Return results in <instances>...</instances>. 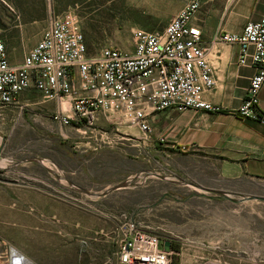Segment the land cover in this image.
<instances>
[{
  "label": "rangeland",
  "instance_id": "rangeland-1",
  "mask_svg": "<svg viewBox=\"0 0 264 264\" xmlns=\"http://www.w3.org/2000/svg\"><path fill=\"white\" fill-rule=\"evenodd\" d=\"M170 6L171 0H0V38L15 63L50 17L70 10L80 19L88 53L107 45L130 50L132 30L161 31ZM21 99L0 107V251L16 247L40 264H113L118 215L128 212L188 251L218 243L231 262L257 253L255 264H264V201L234 203L143 173L129 187L86 195L77 189L99 193L144 170L193 183L186 175L192 170L187 159L183 174L172 167L178 158L156 157L155 142L143 143L137 130L104 121L96 129L63 126L50 118L54 104L38 92ZM37 157L53 172L25 161ZM197 177L204 187L227 186ZM231 194L264 196V187Z\"/></svg>",
  "mask_w": 264,
  "mask_h": 264
},
{
  "label": "built area",
  "instance_id": "built-area-1",
  "mask_svg": "<svg viewBox=\"0 0 264 264\" xmlns=\"http://www.w3.org/2000/svg\"><path fill=\"white\" fill-rule=\"evenodd\" d=\"M202 0H188L161 31L132 30L130 50L107 45L88 53L78 15L67 10L50 17L37 42L12 63L0 38V107L21 105L26 91L52 102L50 118L63 126L96 129L101 122L135 129L149 137L157 112L174 109L218 111L202 95L215 85V75L201 38L191 23ZM213 41L239 46L238 64L254 74L236 113L264 123L259 90L264 84V8L247 21L240 34L217 33ZM26 105V104H25ZM130 138V133H123ZM115 227L113 264H255L258 255L231 262L218 243L188 251L172 238L148 230L133 213H120ZM170 248H163V241ZM241 254H248L240 251ZM0 264H40L18 248L0 251Z\"/></svg>",
  "mask_w": 264,
  "mask_h": 264
},
{
  "label": "crops",
  "instance_id": "crops-1",
  "mask_svg": "<svg viewBox=\"0 0 264 264\" xmlns=\"http://www.w3.org/2000/svg\"><path fill=\"white\" fill-rule=\"evenodd\" d=\"M187 1L171 0L168 14L173 16ZM263 8L264 0H202L191 23L201 30L215 75L214 87L202 98L220 109H166L150 118L151 132L143 143L155 142L156 157L170 154L173 162L178 158L172 167L183 174L187 159L192 171L186 175L193 183H201L197 176L212 183L222 181L227 186L214 189L231 193L249 186L264 187V123L236 113L254 69L238 64V44L213 41L219 32L240 34L244 24L257 20ZM258 96L264 115V84Z\"/></svg>",
  "mask_w": 264,
  "mask_h": 264
},
{
  "label": "water",
  "instance_id": "water-1",
  "mask_svg": "<svg viewBox=\"0 0 264 264\" xmlns=\"http://www.w3.org/2000/svg\"><path fill=\"white\" fill-rule=\"evenodd\" d=\"M3 143H4V136L1 135L0 150L2 148ZM25 161H34V162H36V163H38L40 165H43L49 172H53L51 168L46 167L44 165V161L45 160L42 159V158H38V157L37 158H31V159H26ZM140 173L144 174L143 178H147L149 176H155L156 178H158L160 180L176 182L177 184L190 185V186L194 187L195 189H199V190H202L204 192H210V193L213 194V196L220 197V198H225V199L230 200L231 202H234V203L242 202V201H245V200H253V199L264 201V196H261V195H242V194H237L238 197H233L231 192H227V191H223V190H219V189H214V188H210V187H204V186L196 184V183L184 181L183 179L179 180V181H175V180H172V179L168 178L164 174L151 172V171H148V170H144L143 172L136 173L133 176H131V177L127 178L126 180H124L123 182H120L118 184H114V185H112L110 187H107L106 189H104L103 191H101L99 193L87 191V190H84V189H81V188H78L77 190L85 193L86 195L92 196V197L105 196V195L109 194L110 192L115 191L117 189L129 187L130 183H132L133 180H135L137 178H140ZM67 182L69 184H71L69 181H67ZM135 185H137V183ZM213 196H211V197H213ZM163 248L165 250H169V248H170L169 241H167V240L163 241Z\"/></svg>",
  "mask_w": 264,
  "mask_h": 264
},
{
  "label": "trees",
  "instance_id": "trees-1",
  "mask_svg": "<svg viewBox=\"0 0 264 264\" xmlns=\"http://www.w3.org/2000/svg\"><path fill=\"white\" fill-rule=\"evenodd\" d=\"M173 264H177V262L175 261Z\"/></svg>",
  "mask_w": 264,
  "mask_h": 264
},
{
  "label": "bare ground",
  "instance_id": "bare-ground-1",
  "mask_svg": "<svg viewBox=\"0 0 264 264\" xmlns=\"http://www.w3.org/2000/svg\"><path fill=\"white\" fill-rule=\"evenodd\" d=\"M44 162H47V161H44Z\"/></svg>",
  "mask_w": 264,
  "mask_h": 264
}]
</instances>
